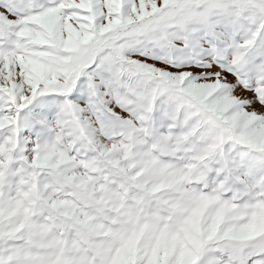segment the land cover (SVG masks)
<instances>
[{
  "label": "snow or ice",
  "instance_id": "snow-or-ice-1",
  "mask_svg": "<svg viewBox=\"0 0 264 264\" xmlns=\"http://www.w3.org/2000/svg\"><path fill=\"white\" fill-rule=\"evenodd\" d=\"M0 264H264V0H0Z\"/></svg>",
  "mask_w": 264,
  "mask_h": 264
}]
</instances>
